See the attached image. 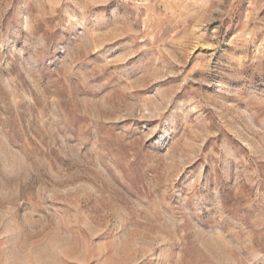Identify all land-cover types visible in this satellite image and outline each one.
<instances>
[{
  "label": "rangeland",
  "instance_id": "374dc122",
  "mask_svg": "<svg viewBox=\"0 0 264 264\" xmlns=\"http://www.w3.org/2000/svg\"><path fill=\"white\" fill-rule=\"evenodd\" d=\"M0 264H264V0H0Z\"/></svg>",
  "mask_w": 264,
  "mask_h": 264
}]
</instances>
